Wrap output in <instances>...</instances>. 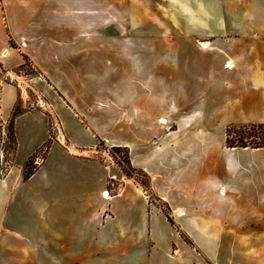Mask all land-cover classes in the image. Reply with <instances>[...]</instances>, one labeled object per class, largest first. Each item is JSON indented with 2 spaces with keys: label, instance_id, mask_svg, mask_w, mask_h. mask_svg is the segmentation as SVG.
I'll list each match as a JSON object with an SVG mask.
<instances>
[{
  "label": "crops",
  "instance_id": "0c3cea01",
  "mask_svg": "<svg viewBox=\"0 0 264 264\" xmlns=\"http://www.w3.org/2000/svg\"><path fill=\"white\" fill-rule=\"evenodd\" d=\"M156 3L160 1L110 2L108 6L117 5L124 10L107 15L110 19L135 21L174 19L180 15L187 34H225L232 43L209 45L203 40L201 45L172 47V52L188 61H173L172 97L177 99V111L159 115L164 117L160 119L162 123H166L165 118H181L176 129L165 133L173 156L172 172L167 178L147 165L149 156L158 157L166 143H141L148 153H143L145 162H140L141 153L136 152L135 145L103 138L110 146L123 144L130 148L133 165L150 174L153 191L171 206L177 218L196 214L182 227L193 228L189 234L203 249L205 262L208 258L213 264H264V147H228L222 128V140L217 145L210 140V129L204 127L209 116L242 104L246 97L261 98L264 113V0H167L166 3L178 6L167 17L153 10ZM106 4L96 0H0V142L14 107L19 104V88L37 83L27 76L31 81L28 82L21 73V84L17 86L15 79L8 78L18 75L16 68L28 60L52 88L47 94L42 86L38 100L35 97L37 102L31 105L23 100L21 106L25 109L14 119L16 149L8 172L0 176V264H191L182 238L142 188L126 182L111 194L108 180L118 173L113 172L114 165L94 155L99 152L97 141L80 142L63 130V138H58L54 129L56 139L43 156L40 153L34 158V173L28 178L24 175L28 160L51 136L52 117L58 120V67L52 72L49 66L52 57L48 55V42L65 44L82 33L91 34V27L90 32L87 25L79 30L75 20L100 19ZM128 5L133 8L128 10ZM188 19L196 23L187 30ZM137 26L131 33L141 34L142 29ZM127 33L130 32H123ZM245 40L247 43H242ZM13 41L22 46H14ZM123 49L133 53L134 58L136 52L144 51L139 45H124ZM198 66L199 84L203 83L204 90L191 92L189 79ZM110 96L108 107L113 110L117 105L119 117H137L138 114L129 116L124 109L126 94ZM133 97L132 92L129 98ZM189 102L194 104L187 107ZM70 106L63 101V108L76 115ZM207 107L214 109L208 111ZM90 116L96 117V113ZM250 120L229 119L224 123L264 122ZM192 126H199L203 132L197 149L196 143L190 141L186 145L187 139L175 138ZM213 137L217 138L216 134ZM28 144L29 150L21 152ZM190 152L196 153L198 159L206 155L200 163L207 167V174L196 182L194 174H184L189 170L186 157ZM182 159L187 164L181 169L177 161ZM209 173H213V179ZM208 214H215V219L209 221ZM174 244L178 245V254L171 251ZM212 244L213 254L203 247Z\"/></svg>",
  "mask_w": 264,
  "mask_h": 264
},
{
  "label": "rangeland",
  "instance_id": "374dc122",
  "mask_svg": "<svg viewBox=\"0 0 264 264\" xmlns=\"http://www.w3.org/2000/svg\"><path fill=\"white\" fill-rule=\"evenodd\" d=\"M96 1L107 3L102 9L105 13L99 15L100 19L91 20L90 18L80 17L75 20L79 26V30H83V26L87 25L89 32L90 27L92 29L91 31L94 32H91V34L82 33L75 37L74 40L66 42L65 44L55 41L48 42V47L51 50L48 55L52 57L48 62L49 66L52 72H54V68L58 67V120L52 117L54 122L51 124V136L47 139L45 144H48L49 147L54 139H56L54 129L58 131V138H63V130L68 134V137L76 138L77 141L80 142L97 141L99 152L97 154L94 153V155H98L106 164L114 165L112 170L114 173H118L117 177L108 180V188L111 194L117 191L121 185L126 182L136 184L138 187L142 188L148 196L149 201L155 208L157 207L158 210L163 213L174 227L175 232L182 238L184 253L190 259V263L213 264L208 258H206V262L202 259L204 251L188 231H193V228L182 227L184 222L188 225L189 220H192L196 214H187V216L182 214L181 216L178 215L179 217L177 218L171 206L153 191L150 174L133 165L130 148L124 147L123 144H121L122 146H110L106 143V139L114 143H129L128 145L132 147L135 145L137 148L136 152L141 153L138 160L140 162H145L142 156H145L143 153L147 154L148 151L141 143H150L152 145L160 143L165 144V133L167 129L171 131L176 129V123L181 119L165 118L166 123H162L160 119L164 117H159L161 114H173L177 111L175 106L177 99L172 97V89L174 86L172 84L173 79L171 73L173 61L179 60L183 63L188 61L187 58H181L178 53L172 52V47L175 44H200V41L203 40L209 41V45H230L232 43L231 38L229 35L227 36L225 34L217 37L191 36L187 34L188 32L186 33L184 28L185 21L182 20L180 15H176L177 18L175 17L174 19L163 18L161 20L143 19L142 21H135L129 18H122V20L116 18L110 19L107 13L110 12L111 14L115 13V15H117L116 13L118 11L120 12L121 8L122 11L124 10L123 7L117 5L108 6L110 2L116 3L119 0ZM159 1L160 3L153 5V10L155 8L157 12L160 11L165 17L170 16L169 14L172 13V8L178 7L166 3L167 0ZM181 7L182 5H179V8ZM130 8H133V6L128 5L127 9L129 10ZM148 16H150V14ZM194 23H196L195 20L188 19L187 30L188 28L190 29L189 26ZM136 24L138 25L137 27L142 29L139 31L141 34L131 33L132 28H134ZM127 31L130 33L123 34V32L126 33ZM242 43L245 44L247 41H242ZM12 44L16 47L17 45L22 46V44H17L14 41ZM124 45H127V47L139 45L144 48V51L136 52L135 55L137 57L134 58L133 53L125 52L123 49ZM152 46L157 47L153 50L145 49ZM180 55L184 57L185 54ZM199 67L200 66L193 71V76L189 79L191 92H202L204 90L203 83H201V85L199 84ZM181 68V72L183 73L184 67L181 66ZM16 71L18 74L23 73L28 82L33 80L38 83H29V85H24L19 88L20 100L18 107L20 109H25V107L21 106L23 100H27L28 105L37 102L38 90L42 92V86H45V89L48 90L47 94H51L50 90L52 88L47 86V80L38 76V71L28 60H26L24 67L16 68ZM175 71L178 72L177 70ZM27 75L31 78V81H29ZM0 76H3L1 70ZM206 77L208 79V76ZM13 78L17 80L18 75L15 77L13 76ZM161 79L163 80L162 83H160ZM147 83L149 84L146 85ZM130 91L134 93V97L131 99L129 98L130 93H132ZM54 92H56V90H54ZM118 92L126 94L127 99L124 109L128 112L129 116L132 117L138 114L137 117H119L118 110H115L117 105L113 110L108 107L111 103L109 100L111 97L110 95H112V93L114 96L118 95ZM41 96L43 97V95ZM63 101L66 104L70 103V107H74L72 108L76 115L70 114L69 111L63 108ZM192 102L187 103V107L194 104ZM44 103L46 104V101ZM201 108L202 105L199 109ZM207 108L208 111L214 109L211 107ZM90 109L92 111H89ZM223 110L222 113L219 112L216 115L209 116L206 122L207 125L204 126L208 131L210 129V140L212 143H217V145L218 142L222 140L219 137L221 128L223 129L222 135L223 141L225 142L227 126L230 124L242 123L235 122L225 124L224 122L226 120L245 121L251 119L259 121L264 119L261 98L250 99L246 97L245 102L243 101L242 104H235ZM89 112L90 115L96 113V117L90 116ZM195 123L198 125V119ZM8 126L9 122L6 124L5 140L6 143L10 142L12 147H14L12 139H9V141L7 139ZM185 129H187V131L177 133L175 138H178L179 141H181L182 138L183 141L187 139V142L184 143L186 145H189L190 141L191 144L196 143L195 147L197 149L203 138V132H201L199 126H192ZM214 134H216L217 138L213 137ZM28 147H30L29 144L26 148L23 146L21 152L26 153L29 150ZM43 147L44 146L37 150L39 154ZM213 148L215 150L217 146ZM6 150L9 151L10 149L6 147ZM13 151L14 150H12V152ZM14 152L12 153V158ZM171 152L170 145L167 144L161 152L158 153V157H154V155L152 156L151 154L147 162L148 167H150L153 172L161 171L162 173H160V175L167 178L173 168V156ZM190 153L191 155L186 157L188 158L186 160L190 162V165H187L189 170L184 174H194L193 181L196 182L200 177L204 179L203 176L207 174V167L204 163H200V159L202 158L205 160L206 155L204 157L200 155L198 159L196 153ZM43 155L44 154H42V156ZM183 159L177 161V165H179L181 169L187 164V161ZM193 170L194 172H192ZM209 175H211V179H213V173H209ZM122 176L124 177L121 178ZM215 216V214H208L207 218L210 221L211 219H215ZM160 237H166V235L161 234ZM203 247L204 249L207 248L209 250L208 252L214 253L215 246L213 244L204 245ZM171 251L174 254H178V245L174 244Z\"/></svg>",
  "mask_w": 264,
  "mask_h": 264
},
{
  "label": "trees",
  "instance_id": "16d2710c",
  "mask_svg": "<svg viewBox=\"0 0 264 264\" xmlns=\"http://www.w3.org/2000/svg\"><path fill=\"white\" fill-rule=\"evenodd\" d=\"M25 63L20 66L24 67ZM24 110L20 109L18 105L14 107L13 116L9 121L7 139H12V144L10 142L5 143L6 147L9 148V152L16 149V141L14 137L13 123L17 115L22 113ZM226 145L228 147H264V122L260 123H241V124H230L226 128ZM6 134V132H5ZM51 140V139H50ZM48 149V144H45L41 149V153L44 154ZM8 151V150H7ZM13 151V152H14ZM12 152V153H13ZM39 154L36 153L34 157L28 160L24 175L25 178L30 177L34 173L35 164L34 158Z\"/></svg>",
  "mask_w": 264,
  "mask_h": 264
},
{
  "label": "built area",
  "instance_id": "2783aa9c",
  "mask_svg": "<svg viewBox=\"0 0 264 264\" xmlns=\"http://www.w3.org/2000/svg\"><path fill=\"white\" fill-rule=\"evenodd\" d=\"M2 69V67H0V70ZM2 72V71H1ZM39 75V74H38ZM19 76V74H18ZM28 76V75H27ZM10 80H14V78L12 77H8ZM17 85H20L21 82L18 80H16ZM34 105V104H33ZM58 125V124H57ZM3 137L1 142H0V176L5 175L12 163V152H9L6 150V140H5V128L3 130Z\"/></svg>",
  "mask_w": 264,
  "mask_h": 264
},
{
  "label": "bare ground",
  "instance_id": "6f19581e",
  "mask_svg": "<svg viewBox=\"0 0 264 264\" xmlns=\"http://www.w3.org/2000/svg\"><path fill=\"white\" fill-rule=\"evenodd\" d=\"M204 43V42H203ZM232 64V63H231Z\"/></svg>",
  "mask_w": 264,
  "mask_h": 264
}]
</instances>
